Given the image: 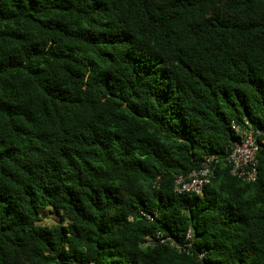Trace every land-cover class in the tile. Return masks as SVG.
Segmentation results:
<instances>
[{
  "label": "trees",
  "instance_id": "1",
  "mask_svg": "<svg viewBox=\"0 0 264 264\" xmlns=\"http://www.w3.org/2000/svg\"><path fill=\"white\" fill-rule=\"evenodd\" d=\"M245 122L264 0H0V264H264V143L254 182L224 163Z\"/></svg>",
  "mask_w": 264,
  "mask_h": 264
},
{
  "label": "built area",
  "instance_id": "2",
  "mask_svg": "<svg viewBox=\"0 0 264 264\" xmlns=\"http://www.w3.org/2000/svg\"><path fill=\"white\" fill-rule=\"evenodd\" d=\"M247 128L231 124L234 130L236 139L231 142L228 148V154L224 159V163L229 167V173L241 179L244 182H254L257 178V156L261 149V144L264 143V128L252 129L248 122ZM220 159L216 154L205 155L199 168L182 175L178 174L175 177L176 191L179 193H194L202 195L205 186L210 182L214 165ZM155 238L160 242H166L176 246L178 249L181 246L170 236H164L163 232L157 231ZM190 238V231L186 236ZM147 243L153 241L152 237H145ZM201 256V254H200ZM77 264H94V263H77Z\"/></svg>",
  "mask_w": 264,
  "mask_h": 264
},
{
  "label": "rangeland",
  "instance_id": "3",
  "mask_svg": "<svg viewBox=\"0 0 264 264\" xmlns=\"http://www.w3.org/2000/svg\"><path fill=\"white\" fill-rule=\"evenodd\" d=\"M47 210L49 212H52L53 213V211L51 209H47ZM45 214L47 215V217H51L50 219L45 218L46 222H54V221H57V219L54 218L50 213L45 212Z\"/></svg>",
  "mask_w": 264,
  "mask_h": 264
}]
</instances>
